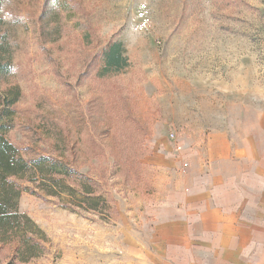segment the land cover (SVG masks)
<instances>
[{"label":"rangeland","instance_id":"374dc122","mask_svg":"<svg viewBox=\"0 0 264 264\" xmlns=\"http://www.w3.org/2000/svg\"><path fill=\"white\" fill-rule=\"evenodd\" d=\"M0 19L7 81L21 89L0 135L24 159L70 167L76 190H22L15 206L38 229L39 255L19 260L13 236L0 264H125L122 227L169 181L144 162L154 143L206 157L213 133L250 136L264 120V0H3ZM111 40L129 65L98 78ZM86 180L105 200L96 211L78 205Z\"/></svg>","mask_w":264,"mask_h":264},{"label":"crops","instance_id":"0c3cea01","mask_svg":"<svg viewBox=\"0 0 264 264\" xmlns=\"http://www.w3.org/2000/svg\"><path fill=\"white\" fill-rule=\"evenodd\" d=\"M153 146L144 162L169 181L143 220L122 227L125 264H264V120L250 136L213 133L206 157Z\"/></svg>","mask_w":264,"mask_h":264},{"label":"trees","instance_id":"16d2710c","mask_svg":"<svg viewBox=\"0 0 264 264\" xmlns=\"http://www.w3.org/2000/svg\"><path fill=\"white\" fill-rule=\"evenodd\" d=\"M2 1L0 0V8ZM97 58L98 78L120 73L129 65L121 43L116 40L109 41ZM11 65L10 46L5 36L0 35V119L12 113L11 107L21 96L19 85L7 81V76L11 74ZM71 175H74V171L70 167L63 169L52 157H20L16 148L0 135V241L15 236L19 243L16 251L19 260L28 262L38 256L40 245L36 241L38 229L30 217L16 209V196L26 190L39 196H60L66 192L73 197L76 190L66 183ZM86 181L80 184V193L84 196L78 201V205L86 204L89 210L96 211V201L105 200L95 194V185L89 180ZM91 194L94 197H90Z\"/></svg>","mask_w":264,"mask_h":264},{"label":"built area","instance_id":"2783aa9c","mask_svg":"<svg viewBox=\"0 0 264 264\" xmlns=\"http://www.w3.org/2000/svg\"><path fill=\"white\" fill-rule=\"evenodd\" d=\"M179 148V147H178Z\"/></svg>","mask_w":264,"mask_h":264}]
</instances>
